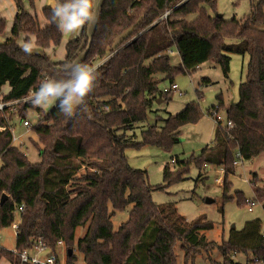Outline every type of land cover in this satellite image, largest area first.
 <instances>
[{"label": "trees", "instance_id": "16d2710c", "mask_svg": "<svg viewBox=\"0 0 264 264\" xmlns=\"http://www.w3.org/2000/svg\"><path fill=\"white\" fill-rule=\"evenodd\" d=\"M11 1L15 15L9 36L0 41V92L7 87L3 103L17 102L18 114L24 116L32 109L31 101L24 99L45 78L66 79L68 63L91 65L100 74L98 88L87 97V109L74 117L64 116L56 105L48 112L35 108L38 119L30 132L37 138V163H30L12 146L3 117L7 109L0 112V199L6 196L0 204V229L11 226L15 209L22 206L15 250L30 249L42 238L55 255L62 242L67 264L75 261L73 246L83 264H177L174 248L179 243L183 264H194L197 256H209L214 250L223 264H237L231 259L234 254L243 255L246 263L264 261L259 219L246 221L240 230L230 227L218 244L204 235L212 229L211 222L201 217L185 222L174 203L158 205L150 196L182 180L191 166L198 172L212 167L223 171L224 204L233 200L228 196V177L236 171L235 153L242 163L264 153V0H249V12L229 20L216 16V0H102L91 35L85 26L66 44L63 60L54 58L63 37L52 19V7H43L39 20L34 0ZM5 29L6 21L0 18V36ZM21 35L23 44L32 43L38 51H25L27 47L19 44ZM168 51L177 55V66L170 65ZM226 54L247 56L238 101L223 107L221 97H216L214 107L217 111L223 107L231 128L216 124L211 145L197 156L172 159L173 168L166 164L162 169V183L150 186L146 172L132 168L124 150L169 149L179 128L196 123L201 115L197 103H188L163 120L160 130H141L140 141L134 142L127 132L146 120L157 97L167 96L159 91L155 76L164 75L171 85L176 75L191 74L214 59L227 78ZM196 96L200 99L201 93ZM197 182L198 178L195 187ZM259 182L250 181L252 200L264 211V181ZM233 196L238 207H247L242 192ZM124 212L126 219L114 226L112 219ZM79 227L85 233L74 245ZM0 259L19 264L12 252L2 248Z\"/></svg>", "mask_w": 264, "mask_h": 264}, {"label": "rangeland", "instance_id": "374dc122", "mask_svg": "<svg viewBox=\"0 0 264 264\" xmlns=\"http://www.w3.org/2000/svg\"><path fill=\"white\" fill-rule=\"evenodd\" d=\"M43 1L45 0H34V4L36 7H40ZM254 1L257 2L258 0ZM215 10L224 20H229L231 18L239 19L249 12V0H216ZM36 13L41 20L39 9L36 10ZM262 29L264 30V27ZM8 31L9 30H7V32ZM66 35L68 36V34L63 31L64 39H66ZM1 37L2 36H0V41H2ZM22 37L21 35L19 38V44L23 48L27 47L29 51H38L32 43L28 45L23 44L21 41ZM30 39L32 41V38ZM226 43L237 42L228 40ZM46 53L52 55L51 52ZM226 55L230 58L227 78H224L214 59H209L204 62L191 74L176 75L172 82L177 87L176 91H169L170 83L164 79V75L157 74L155 76V78L159 80V91L163 95L165 91L169 92L166 93V98L164 96H162V99L157 97L148 111L146 120L141 124L134 125L127 132L128 136L134 139V142L140 141L139 134L141 130L147 127H155L157 130H160L163 127V120L169 115L174 116L181 112L188 103H197L201 115L196 123L186 124L179 128L177 140L169 149L143 146L139 149L127 148L124 150L128 164L134 169L145 171L150 186H156L162 183V169L166 164L172 169L174 165L173 162H171L172 159L177 158L182 160L191 155L197 156L201 148L209 146L213 128L216 125L211 116V112L213 107L218 104L216 100L217 96L221 97L223 107L238 101L237 89L239 84L244 80L247 56L235 54ZM178 63L179 60L176 54L171 55L170 65L177 66ZM203 79H207V81H203ZM6 92L7 87L5 86L0 92V104H6L1 100V95ZM177 92H181L182 95L177 96ZM196 92L201 93L200 99L197 98ZM31 100V94L24 99L25 102ZM17 104L8 105L6 113L0 112L3 113V117L8 120L10 133L12 130L13 135L17 138L16 141H12V146L19 148L30 163H37L39 161V156L37 150L34 148V143H36L37 138L30 132L31 125L38 119L35 108H40L48 112L55 104L47 107H38L32 104V109L28 110L24 116L18 114ZM222 108L218 111L221 116H223ZM23 121L28 122L27 127L22 126L21 123ZM1 130L2 128H0V131ZM263 160L264 156H261L259 159L256 157L250 163L246 162L241 166H235V174L228 177V182L231 184L228 196H232L233 200L227 201L224 204H222L221 201V188L223 183L222 169L206 167L201 172H198L194 166L189 168V172L182 177V180L162 190L152 191L150 195L151 200L158 205L175 202L177 214L187 222H191L200 217L205 218L207 221L211 222L213 227L211 230L204 232V235L208 241H213L218 244L227 238L230 227L233 226L236 230H240L246 221L259 219L262 228H264V211L260 207L261 204L252 208L251 211H248L247 207H238L236 199H234L233 196L234 192H242L247 200L253 199L251 191L252 185H249V183L252 180L254 181V185L260 184L259 180L261 176L264 177L262 173L264 172ZM253 169L259 174V176H256V179L252 177V172H250ZM197 178L198 182L195 187L194 184ZM216 179L219 180L218 183ZM206 199L212 200V202L205 203ZM125 219L126 213L124 212L117 214L116 217L112 219V222L114 226H116ZM16 220L18 221V217ZM84 233L85 228H76L74 233V245L83 237ZM0 247L9 251L15 250V233L11 226L0 229ZM73 247V253L76 257L74 264H83L82 256L76 251L75 246ZM61 250L65 252L63 246L60 248V251ZM174 253L177 257V264H183V253L179 243L176 244ZM232 256L231 259H234L235 262L237 261V264H247L243 255L234 254L233 258ZM194 264H223V261L221 255L214 250L209 256L205 254L197 256Z\"/></svg>", "mask_w": 264, "mask_h": 264}, {"label": "clouds", "instance_id": "9594fccd", "mask_svg": "<svg viewBox=\"0 0 264 264\" xmlns=\"http://www.w3.org/2000/svg\"><path fill=\"white\" fill-rule=\"evenodd\" d=\"M99 4L100 0H55L52 19L61 30L78 36L85 26L98 22ZM65 70L66 79L42 80L39 89L31 93V103L38 107L55 104L64 116L72 118L87 109V97L98 88L100 74L96 67L78 62L66 64Z\"/></svg>", "mask_w": 264, "mask_h": 264}, {"label": "built area", "instance_id": "2783aa9c", "mask_svg": "<svg viewBox=\"0 0 264 264\" xmlns=\"http://www.w3.org/2000/svg\"><path fill=\"white\" fill-rule=\"evenodd\" d=\"M167 53L172 54L171 51H168ZM176 90H177L176 85L171 84L169 91H176ZM169 91H165L164 93H168ZM181 95H182L181 92H177V96H181ZM14 104H17V102L0 104V111H3L4 109H6L8 105H14ZM211 116L215 124H222V125H225L227 128H231L232 126L231 122L226 121L224 117L218 113L216 107L212 109ZM21 124L23 127L28 126L27 121H23ZM11 135H12V141H16L17 138L13 135L12 130H11ZM233 165L234 166L242 165L240 155L237 152L234 155ZM221 173L223 174V172ZM218 179H216L217 183L219 182ZM246 202H247L248 211H251L252 208L259 205L253 200H247ZM21 212H22V206H19L15 209L13 213L14 220L11 224V228L14 230L15 235H16V231L18 228V221L16 220V218ZM263 237H264V232H263ZM58 246L61 248L62 242H58ZM10 252H12L17 257L19 264H67L66 259L64 257L65 255L64 250H61L58 255H55L49 250L47 242L42 238H38L33 243V246L30 249H23L19 251L12 250ZM70 264H74V263H70ZM247 264H264V261H257L256 259H252L251 262Z\"/></svg>", "mask_w": 264, "mask_h": 264}, {"label": "crops", "instance_id": "0c3cea01", "mask_svg": "<svg viewBox=\"0 0 264 264\" xmlns=\"http://www.w3.org/2000/svg\"><path fill=\"white\" fill-rule=\"evenodd\" d=\"M102 1V0H101ZM254 1V0H253ZM255 2V1H254ZM54 3H55V0H45V1H43L42 2V4H41V6L40 7H37V9H39V11L43 8V7H45V6H49V7H53L54 6ZM101 4V3H100ZM100 4H99V6H100ZM14 15H15V7H14V4L12 3V1L11 0H0V18H3L5 21H6V29H5V31H4V33H3V35H1L2 37H1V39H2V41L5 39V38H7L8 36H9V32H10V28H11V24H12V20H13V17H14ZM37 16L39 17V15L37 14ZM40 20V19H39ZM40 24L43 26V21H40ZM7 25H8V27H7ZM61 29V28H60ZM7 30H9L8 32H7ZM92 30H93V26H86V33H87V35L88 36H90L91 35V33H92ZM61 33H62V37H63V30H61ZM66 34H68V36L66 35V39H64V38H62V40H61V42H60V45H59V47L55 50V52H54V56H55V58H56V60H63L64 59V56H65V46H66V44L70 41V40H72V39H74V38H76L77 36L76 35H72V34H70V33H67L66 32ZM64 41V42H63ZM64 45V46H63ZM172 55H175V54H172ZM177 56V55H176ZM179 60V59H178ZM40 109V108H39ZM209 145H211V142H210V144ZM202 149V148H201ZM261 156H264V153H262V154H260L258 157H257V159H259V158H261ZM264 161V160H263ZM251 162V161H250ZM250 162H248V163H250ZM243 164V163H242ZM250 172H252V174H254V175H258L259 176V174L256 172V170L255 169H253L252 171H250ZM263 173V175H264V172H262ZM261 176V175H260ZM260 180H264V177H262L261 176V179ZM245 181H246V179H245ZM249 185H250V183H249ZM172 203H174L175 204V206H176V203L175 202H172ZM261 207V206H260ZM185 220V219H184ZM186 221V220H185ZM187 222V221H186ZM263 230H264V228H262ZM1 248V247H0ZM2 249H4V248H2ZM4 250H7V249H4ZM7 251H9V250H7ZM234 257V255L232 256V258ZM233 261H234V259H232ZM235 262V261H234ZM237 262V261H236ZM235 262V263H236ZM246 262V261H245ZM0 264H10L8 261H6L5 259H0ZM240 264H244V263H240Z\"/></svg>", "mask_w": 264, "mask_h": 264}, {"label": "water", "instance_id": "95a60500", "mask_svg": "<svg viewBox=\"0 0 264 264\" xmlns=\"http://www.w3.org/2000/svg\"><path fill=\"white\" fill-rule=\"evenodd\" d=\"M218 18H220L221 17V15H219V14H217L216 15ZM5 195H3L2 197H1V199H0V204H2L3 203V200L5 199ZM212 202V200H209V199H206L205 200V203H211ZM233 227V226H232ZM68 254H70V251L68 252Z\"/></svg>", "mask_w": 264, "mask_h": 264}]
</instances>
